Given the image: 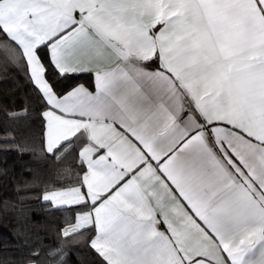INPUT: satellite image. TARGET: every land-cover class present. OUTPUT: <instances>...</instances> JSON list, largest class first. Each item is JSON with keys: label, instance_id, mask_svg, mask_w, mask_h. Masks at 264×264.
I'll list each match as a JSON object with an SVG mask.
<instances>
[{"label": "snow or ice", "instance_id": "snow-or-ice-1", "mask_svg": "<svg viewBox=\"0 0 264 264\" xmlns=\"http://www.w3.org/2000/svg\"><path fill=\"white\" fill-rule=\"evenodd\" d=\"M0 36L44 153L77 165L42 195L61 237L98 264H264V0H0Z\"/></svg>", "mask_w": 264, "mask_h": 264}, {"label": "trees", "instance_id": "trees-1", "mask_svg": "<svg viewBox=\"0 0 264 264\" xmlns=\"http://www.w3.org/2000/svg\"><path fill=\"white\" fill-rule=\"evenodd\" d=\"M6 55L0 51V264H53L48 252L57 246L66 264H98L84 241L60 236L71 212L42 200L45 191L74 186L77 165L72 162V174H65L68 162L44 153L39 98L25 70ZM80 81L90 83V76L59 79L58 87L64 91Z\"/></svg>", "mask_w": 264, "mask_h": 264}, {"label": "crops", "instance_id": "crops-1", "mask_svg": "<svg viewBox=\"0 0 264 264\" xmlns=\"http://www.w3.org/2000/svg\"><path fill=\"white\" fill-rule=\"evenodd\" d=\"M83 74H88L90 76V83L80 81V82L76 83L75 85L82 84L84 87H86L90 91H94V74L93 73H89V72H84ZM75 85H73V86H75ZM68 187H70V186H68ZM63 188H66V187H63ZM45 192H43V194ZM161 230H164V226L163 225L161 226Z\"/></svg>", "mask_w": 264, "mask_h": 264}]
</instances>
